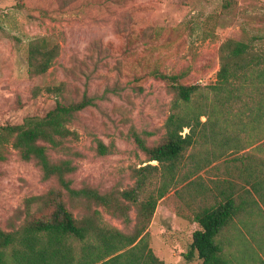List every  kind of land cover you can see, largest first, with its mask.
Masks as SVG:
<instances>
[{
    "label": "rangeland",
    "instance_id": "rangeland-1",
    "mask_svg": "<svg viewBox=\"0 0 264 264\" xmlns=\"http://www.w3.org/2000/svg\"><path fill=\"white\" fill-rule=\"evenodd\" d=\"M39 38L59 44L61 54L46 75L31 77L29 45ZM228 39L264 47V0H0V127L44 117L59 101L77 102L85 94L95 97V105L71 124L79 137L66 146L80 155L50 150V157L55 162L74 159L78 169L71 179L76 189L86 185L102 193L131 189L136 185L134 171L150 163L131 134H141L148 146L161 144L172 107L167 85L149 73L155 68L167 74L188 72L184 84L207 88L217 80L219 48ZM60 83L67 84L64 97L45 89L34 94L37 87ZM207 94L208 90L203 91L194 106L207 102ZM98 141L111 153L98 155ZM243 146L237 152L230 147L204 167L205 158L217 149L210 142H200L187 151L182 174L200 163L202 170L191 181L213 187L218 197L232 188L236 202H247L217 242L230 264H264L262 135L246 133ZM159 178H152L154 186L148 191L159 186ZM57 187L56 180L43 181L40 169L22 161L10 147L7 161L0 162L2 229L10 232L23 224L26 200ZM187 202L188 195L182 199L176 190L170 191L159 202L149 226L151 247L166 264H202L197 254L191 261L186 258L199 229L194 210L202 201L191 206ZM67 203L74 216L81 218L79 209ZM39 208L35 204L31 213L47 212ZM92 210L101 212L106 228L127 234L134 230L135 210L129 225L100 207ZM81 246L76 243L78 254Z\"/></svg>",
    "mask_w": 264,
    "mask_h": 264
},
{
    "label": "trees",
    "instance_id": "trees-1",
    "mask_svg": "<svg viewBox=\"0 0 264 264\" xmlns=\"http://www.w3.org/2000/svg\"><path fill=\"white\" fill-rule=\"evenodd\" d=\"M60 54L59 44L47 38L33 40L28 50L29 75H46ZM219 56L217 80L207 88L184 84L188 72L167 74L155 68L149 73L167 85L173 95L172 107L161 144L148 146L141 134L132 132L148 162L157 165L149 163L135 170L136 185L131 189L105 193L88 185L76 189L71 179L78 169L74 159L55 162L50 157V150L80 155L66 146L79 137L71 124L79 113L95 105V97L85 94L77 102L59 101L44 117H29L20 125L0 127V162L7 161L12 147L22 161L32 162L40 169L43 181L54 179L58 183L47 194L26 200L27 220L23 224L10 232L0 226V264H166L151 247L149 226L159 202L172 190L182 199L188 195L189 206L202 201L194 210V222L199 229L193 234L187 260L197 254L202 264H230L217 238L245 210L247 202H236L232 188L231 193L221 192L218 197L213 187L197 179L191 181L202 170L200 163L184 174L182 169L187 151L200 142H210L217 149L212 150L209 159L205 158L206 167L230 147L236 152L243 150L246 133H259L264 140V47L228 39L221 44ZM66 85L37 87L34 94L38 96L45 89L64 97ZM205 90H208L206 104L194 106ZM203 117H207L206 122ZM186 129L189 132L183 135ZM97 153L106 156L111 150L98 141ZM153 177H160V184L154 191H148L154 186ZM213 197L215 200L210 203ZM67 201L79 209L81 218L74 216ZM35 204L47 212L40 210L41 214L35 216L31 213ZM93 206L127 225L133 222L131 213L135 210L134 230L127 234L106 228L101 222V212L93 211ZM76 243L82 245L80 254Z\"/></svg>",
    "mask_w": 264,
    "mask_h": 264
}]
</instances>
